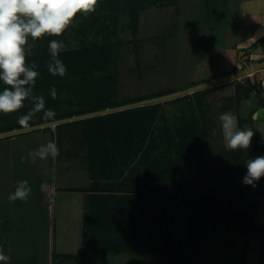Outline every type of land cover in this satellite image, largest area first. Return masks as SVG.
Instances as JSON below:
<instances>
[{
  "label": "rangeland",
  "instance_id": "374dc122",
  "mask_svg": "<svg viewBox=\"0 0 264 264\" xmlns=\"http://www.w3.org/2000/svg\"><path fill=\"white\" fill-rule=\"evenodd\" d=\"M173 5L157 3L138 11V30L135 32L130 11L134 8L132 4H123L122 11L116 14L112 5L99 0L94 13L86 18L78 14L74 24L60 37L45 36L36 41V50H32L35 54L29 57L44 53L50 55L49 41H63L66 47L58 58L68 67L72 66L70 60H77L80 51L83 59L89 55L102 59L107 55L105 69L98 67L95 71L94 83L90 79L80 81L83 77L69 67L58 80L65 85L61 89L55 87L57 97L54 100L50 94L54 83L48 71L51 85L44 95L46 108L55 114L71 112L103 91L112 100L123 98L136 102L190 86V82L185 85L188 68L184 66L188 59L183 57L185 45L180 43L183 39L178 33L176 6ZM224 9L223 6L211 5V25L218 24L213 22V16L221 15L218 21L224 22ZM228 24L233 26L231 21ZM29 43L33 42L29 40ZM104 43H113L114 46L110 49L100 46ZM196 43L201 42L198 40ZM113 54L117 55V63L108 67L107 59ZM38 65L40 78L43 66ZM109 72L116 73V85L105 80ZM207 90L196 95L185 94L148 103L116 116L76 119L48 129L38 128L0 137V247L10 257L8 264H93L94 261L90 260L94 259H77V255L93 236H101V239L111 236L105 217L108 212L112 215L117 212V206L122 207L128 198H119L115 203L113 195L118 196L121 192L129 195L131 200L138 193L139 200L133 204L142 207V217L148 221L142 226L140 243L147 254L129 257L104 254L97 256L98 263H106L110 258L109 264H129L132 259L135 260L133 264H163L159 248L170 244L173 228L186 231L195 214L194 209L190 211L194 203L190 201L188 207L185 198L177 191L201 192L211 186L189 143L193 141L191 134L197 131L193 104L200 105L204 117L203 141L215 182L224 186L236 183L238 187L246 188L243 190L246 195L231 197L234 207L245 204V199L248 203L253 202L258 193L264 195V177L255 187L245 185L243 178L247 168L245 164L244 169L238 166L240 162H235L238 160L233 155L237 150L228 149L223 140L219 115L231 111L238 122L243 116L241 113L238 115L234 107L236 100L231 99L233 90L225 84L214 88L211 93L210 89ZM24 105V108L6 115V121L2 120L4 114H0V127L7 130L8 124L17 123L20 116L27 114L31 102L26 100ZM42 115L43 112L37 113L33 119ZM260 126L258 123L257 127ZM50 140L60 148V155L55 160H37L36 164L21 162L30 150ZM258 151L261 152V148ZM24 180L32 189L27 201L17 199L9 202L8 196L15 191L17 182ZM151 190L172 192L168 198L156 192L152 195ZM148 192L151 194L147 195ZM166 199L170 204L174 200L187 205L183 215L181 211L174 215L176 219L186 218L188 222L174 224L165 219L166 214L161 212L160 205ZM259 201L256 202V205L259 203L258 209L264 206V200ZM202 214L203 211L200 212ZM258 218L262 221L264 216L259 213ZM194 220L197 222H190L191 227L202 229L203 223H199L201 216ZM191 234L188 233L189 236ZM237 237L240 236L235 235L233 239ZM191 240L187 237V241ZM193 240L195 242V235ZM185 246L177 249L183 251ZM223 253L220 247L218 256L223 258ZM143 258L146 261H142ZM239 258L242 259L241 255Z\"/></svg>",
  "mask_w": 264,
  "mask_h": 264
},
{
  "label": "trees",
  "instance_id": "16d2710c",
  "mask_svg": "<svg viewBox=\"0 0 264 264\" xmlns=\"http://www.w3.org/2000/svg\"><path fill=\"white\" fill-rule=\"evenodd\" d=\"M176 0H103V2H106L107 4L112 5L111 8H113V11L116 12V14L120 13L122 11V5L127 4L129 6V3L134 6V8L131 11V14L133 15L132 18V27L134 31L136 32L137 24H138V14L139 12L148 7L149 5H155L157 3L160 4H167V3H174ZM109 8V7H108ZM129 10V9H128ZM139 11V12H138ZM120 42V41H119ZM118 41L116 43H119ZM106 48H112L114 44H108L104 43L103 45H100ZM37 45L34 44V47L32 50H36ZM89 52V51H88ZM108 52V50H107ZM78 53V51H77ZM82 52L78 53L77 60H70V63H72L75 74H79L83 77L80 81H85L87 79H90L92 83L96 82V74L95 71L99 69L98 67L105 69L106 60L103 56L102 59H98L96 56L92 57L89 55L87 59H83V56H81ZM110 54V53H109ZM111 56V54H110ZM29 57V56H28ZM108 58V57H107ZM50 60V55L48 53H44L41 55L36 54L35 57H29L27 59V63H31L35 61L37 64H40V66H43L42 73L40 78L38 77L36 79L35 87L33 89L34 95H45L47 91H49V85H51L49 82L51 81V77L48 75V69L46 67V63ZM107 66L116 64L117 63V55H114L107 59ZM98 63V64H97ZM100 63V64H99ZM66 66V68H69ZM62 77L58 74L53 76L52 75V83H54L53 87H56L57 89H61L65 84H60L58 82L59 79ZM105 80L113 85H116V73H107L105 75ZM69 85V84H68ZM4 85L0 83V90H2ZM212 88V87H211ZM211 88H205L201 90H196V92H193L191 95H196L200 92L208 91L207 89ZM215 88V87H213ZM212 88V89H213ZM51 89V88H50ZM256 90L258 95V104L256 105V108L264 106V95H263V89L258 86V84L254 81L249 79L247 82V85L244 86L242 83H239L237 85L236 90V98L240 100L248 97L250 95V92ZM53 99V98H52ZM54 100V99H53ZM131 101L124 100L123 98L121 100H115L110 99L109 95L103 91V93H100L96 95V97L93 98V100H89L86 103H81L82 107L76 108L72 110L71 112L66 113H56L53 118L59 119V118H65V117H71L72 115L76 114H82V113H88V112H94L99 109L109 108V107H115V106H121L124 103H130ZM193 104L195 116L197 120V131L196 133H192V140L188 141L192 147V151L195 152L197 155V158L200 159L204 169L205 174L208 176L209 183H211V186L208 190L196 192V191H177L179 196H183L182 198H185V201H187V205L190 201L194 203V207L190 206V211L194 209L195 214L194 217L192 215V221L197 222L194 219H199L201 216V221L199 223H203L202 229H198L197 226H192V221L188 222L186 218H175V215L178 211H181L182 215L184 213V210L187 205L184 203H180L178 201H167V199L162 202V205L160 210L161 212L166 214V220L170 223H182L188 222L189 227L186 231H180L179 229L173 228V231L171 233L173 234V238L170 240V244H166L163 246V248L160 251L162 252L161 261L163 264H232L233 262V255H234V249L232 247L233 238L235 235H239L240 237H244L247 239V242L249 240H252L253 238H256L261 243V251H260V257L258 264H264V226H259L256 223H254V215L256 210V197L263 196V193H258L256 197H253V202L248 203V200H244L245 204L238 205V207H234L232 203L231 197L238 196H244L246 193L243 191L246 189L245 187H238L235 184H228L224 186V184H217L214 180V175L212 173V169L209 163L207 150H205L204 145V117L203 114H201V108ZM140 108V106H137ZM137 107L132 108H126L122 109L121 111L106 113V114H100L95 117H89L84 118L82 120H92L97 118H103L108 115H119V113H122L123 111L127 110H134ZM24 108V107H23ZM42 116H39L37 118L32 119L30 122V125L37 124V123H43L48 122L44 121L42 119ZM2 120L6 121V115H2ZM67 123V122H66ZM62 124V123H61ZM60 125V124H59ZM14 128H21L16 122L8 124L9 129ZM47 128L43 129H48ZM6 130V128L0 127V131ZM255 151L252 155H248L245 153V151L237 150L233 152V155L237 157L238 161L240 162L239 167L241 166L242 169H244V164L246 160L249 157H256V156H264V139L262 141V145L258 144L255 147ZM261 148V152L258 151V149ZM238 154L241 155L238 157ZM264 184V182H263ZM141 192V191H140ZM154 192L158 194L166 195L169 198V195L172 191H165V190H151L152 195ZM122 194L116 196L113 195V201L117 202L121 198H126V201H124L121 206H117L115 209L117 212L112 213L108 212L106 213V226L109 230V233L111 236L106 237L105 239L99 236L98 238H91L90 242L88 244H84L83 249L81 252L77 255V258L79 257H88V256H100V255H114V256H136L139 254H143L146 256L147 252L144 248L141 247V241H142V231L146 223L148 221L145 219V217H142L141 209L142 207L139 205L133 204L134 201H136L138 198V193L135 194V198L131 200V197L129 195ZM142 193V192H141ZM150 192L146 193L151 194ZM231 194H233L231 196ZM160 197V195H159ZM108 198V196H107ZM256 199V200H255ZM163 201V200H161ZM115 202V203H116ZM120 204V203H119ZM97 207V206H96ZM119 207V208H118ZM166 207V208H165ZM167 209V210H165ZM203 211V214L200 215V212ZM197 214V215H196ZM112 215V216H111ZM114 216V217H113ZM171 218V221L169 220ZM154 223V220L152 221ZM170 230V229H169ZM191 232L192 236L188 235L189 232ZM184 232V233H182ZM188 232V233H187ZM195 235V242H193V236ZM110 237V238H109ZM187 237L192 239L191 241H187ZM104 240V241H103ZM186 242V243H185ZM183 251H179L177 248H182L184 245ZM177 246V247H176ZM179 246V247H178ZM247 244L245 245L246 248ZM222 247L224 250V257H219V248ZM222 251V250H220ZM69 255V254H65ZM164 255V256H163ZM72 256V255H71ZM76 257V256H75ZM242 264V263H240Z\"/></svg>",
  "mask_w": 264,
  "mask_h": 264
},
{
  "label": "clouds",
  "instance_id": "9594fccd",
  "mask_svg": "<svg viewBox=\"0 0 264 264\" xmlns=\"http://www.w3.org/2000/svg\"><path fill=\"white\" fill-rule=\"evenodd\" d=\"M99 0H0V114L8 115L23 108L24 101L31 102L27 114L18 118L17 124L24 129L37 113L43 112L42 119L48 121L55 116L46 108L43 94L34 95L36 79L39 76V65L33 61L26 62L36 41L49 37H60L74 24L79 15L85 18L94 13ZM31 40L33 43H29ZM66 45L61 40L51 39L48 44L50 60L46 63L49 73L63 77L67 68L58 58ZM53 99L57 97L55 87L50 89ZM245 107H251L252 101H244ZM223 140L231 150L247 151L251 146L254 131L250 128L241 130L236 116L231 112L219 115ZM60 155V148L54 140L30 150L22 163L36 164L37 160H55ZM247 173L243 178L245 185L256 186L264 177V156L248 158L245 162ZM48 170L45 169V174ZM32 189L28 181H18L15 191L8 196L9 202L17 199L27 201ZM10 257L0 247V264H8Z\"/></svg>",
  "mask_w": 264,
  "mask_h": 264
},
{
  "label": "crops",
  "instance_id": "0c3cea01",
  "mask_svg": "<svg viewBox=\"0 0 264 264\" xmlns=\"http://www.w3.org/2000/svg\"><path fill=\"white\" fill-rule=\"evenodd\" d=\"M174 4L179 27L178 33L183 39L180 43L181 46L185 45V49L183 51L181 49V51L184 53L183 57L188 59L184 66L188 68L185 85L190 82V86L183 89L234 73H241L236 78L205 88L230 85V89L233 90L231 99L236 100L234 107H236L238 115L240 113L243 115L242 120L238 122L239 128L241 130L250 128L254 131L251 146L249 150L245 151L246 154L252 155L257 143L262 145L264 139V106L255 109L259 100L256 90L251 91L248 97L240 101L236 98V90L239 83L246 86L248 80L251 79L263 89L264 95V0H176ZM213 4L225 8L226 23L225 19L222 23L218 21L222 17L220 15L213 16V22L218 24L214 26L210 24V8ZM230 21L233 26L228 24ZM198 40H200V44L196 43ZM191 48L194 52L190 50ZM185 54L191 57L187 58ZM247 65L252 68L251 72L248 71ZM212 88L209 92L214 89ZM205 96L207 95L205 94ZM246 100L252 101L251 107H245L244 101ZM258 123H261L260 128L257 127ZM255 124L257 126H254ZM259 197V200H264V195ZM259 203L261 202L259 201ZM259 203L256 205L254 223L263 227L264 218L261 221L258 215L261 213L264 216V206L258 209ZM232 247L234 249V264H236V260H238L237 264H258L261 250V243L258 239L253 238L247 242L246 238L237 237L233 239ZM240 255L242 259L239 258ZM79 258L94 259L90 262L94 261L93 264H100L97 256ZM108 260L111 259L108 258ZM108 260L102 264H109ZM141 260L146 261L144 258ZM134 262L135 260L132 259L129 264Z\"/></svg>",
  "mask_w": 264,
  "mask_h": 264
},
{
  "label": "water",
  "instance_id": "95a60500",
  "mask_svg": "<svg viewBox=\"0 0 264 264\" xmlns=\"http://www.w3.org/2000/svg\"><path fill=\"white\" fill-rule=\"evenodd\" d=\"M247 69H248L249 72L252 71V68L249 65H247ZM240 75H241V73H234L232 75H227V76H224V77H220V79H217V80H213V81L197 84L196 86H193V87H190V88H187V89H182V90H179V91H174V92H171L169 94H164V95H161V96H158V97L146 98V100H140V101L131 102V103H124L121 106H115V107L99 109V110L94 111V112L76 114V115H72L71 117H65V118H59V119H54V120H48V122H43V123H37V124L30 125V127L27 128V129L14 128V129H10V130L0 131V137L8 136V135L15 134V133H22L23 131H26V130H33V129H38V128H46L48 126L58 125V124L70 122V121H73V120H76V119H84V118H89V117H95V116L100 115V114H106V113L121 111L122 109H126V108L144 106V105H147L148 103L160 102V101L168 100V99L180 96V95L196 92V90H198V89H202V88H205V87H208V86H211V85H215V84L221 83L223 81L236 78V77H238Z\"/></svg>",
  "mask_w": 264,
  "mask_h": 264
}]
</instances>
